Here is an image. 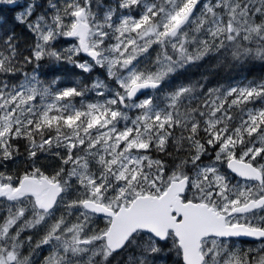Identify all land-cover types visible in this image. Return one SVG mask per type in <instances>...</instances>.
I'll return each instance as SVG.
<instances>
[{
	"label": "snow or ice",
	"instance_id": "snow-or-ice-1",
	"mask_svg": "<svg viewBox=\"0 0 264 264\" xmlns=\"http://www.w3.org/2000/svg\"><path fill=\"white\" fill-rule=\"evenodd\" d=\"M0 264H264V0H0Z\"/></svg>",
	"mask_w": 264,
	"mask_h": 264
}]
</instances>
